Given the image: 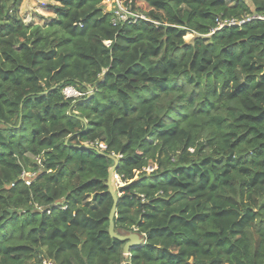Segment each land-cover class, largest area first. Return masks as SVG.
Returning <instances> with one entry per match:
<instances>
[{
    "label": "trees",
    "instance_id": "1",
    "mask_svg": "<svg viewBox=\"0 0 264 264\" xmlns=\"http://www.w3.org/2000/svg\"><path fill=\"white\" fill-rule=\"evenodd\" d=\"M22 1L0 0V264H264V21L218 29L264 0H120L145 19L117 24Z\"/></svg>",
    "mask_w": 264,
    "mask_h": 264
},
{
    "label": "water",
    "instance_id": "2",
    "mask_svg": "<svg viewBox=\"0 0 264 264\" xmlns=\"http://www.w3.org/2000/svg\"><path fill=\"white\" fill-rule=\"evenodd\" d=\"M85 148H92L90 146H84ZM100 154L107 156L108 158H110L111 160L114 161L115 165L110 169L109 171V176H108V180H107V186L109 189V193L112 195L113 198V206L109 215V234L112 238L119 240L121 242L125 243L124 246V254L126 256H129L131 254V252L138 246L145 244V239L144 237H142L140 234L136 233V232H132V233H116L115 231V217L117 214V206H118V201H119V195L116 191V188L114 186L113 183V178H114V174L116 172V169L119 165V159L115 156V155H107L105 153H103L102 151L96 149ZM120 191V188H119Z\"/></svg>",
    "mask_w": 264,
    "mask_h": 264
},
{
    "label": "built area",
    "instance_id": "3",
    "mask_svg": "<svg viewBox=\"0 0 264 264\" xmlns=\"http://www.w3.org/2000/svg\"><path fill=\"white\" fill-rule=\"evenodd\" d=\"M111 2L112 9L111 11L114 12L115 18H114V24L117 23H125V22H134L138 19H145L144 15L134 13L129 7L125 6L122 1L120 0H109ZM251 20H262L264 21V14L263 15H253L244 18L242 21H237L235 19L231 20H220L218 21V29L223 28L225 26H235V25H241L247 21ZM91 92V91H90ZM63 95L66 99H73V98H79L82 96V93L79 92L75 87L67 86L63 90ZM101 148H105L104 144H100ZM150 171L153 169L150 168Z\"/></svg>",
    "mask_w": 264,
    "mask_h": 264
},
{
    "label": "rangeland",
    "instance_id": "4",
    "mask_svg": "<svg viewBox=\"0 0 264 264\" xmlns=\"http://www.w3.org/2000/svg\"><path fill=\"white\" fill-rule=\"evenodd\" d=\"M103 6L108 12L112 9L111 2L108 4L104 3ZM20 14L23 20L29 24H44L50 18L55 17L54 12L48 8V3L40 0H23L20 8ZM194 37L195 35L190 33L186 36L185 40L187 42H191ZM113 183L120 184V179L117 176H114Z\"/></svg>",
    "mask_w": 264,
    "mask_h": 264
},
{
    "label": "crops",
    "instance_id": "5",
    "mask_svg": "<svg viewBox=\"0 0 264 264\" xmlns=\"http://www.w3.org/2000/svg\"><path fill=\"white\" fill-rule=\"evenodd\" d=\"M40 1H46L48 4H50V2L48 0H40ZM105 3H109V1L105 2Z\"/></svg>",
    "mask_w": 264,
    "mask_h": 264
}]
</instances>
